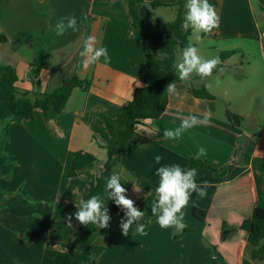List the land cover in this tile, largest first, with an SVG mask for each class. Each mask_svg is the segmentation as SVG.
<instances>
[{"label": "crops", "instance_id": "crops-1", "mask_svg": "<svg viewBox=\"0 0 264 264\" xmlns=\"http://www.w3.org/2000/svg\"><path fill=\"white\" fill-rule=\"evenodd\" d=\"M151 2L165 5L150 10L148 20L152 23L166 26L176 20L179 8L169 6L175 0H145L144 6L149 8ZM182 2L185 9L186 1ZM209 3L219 14V27L211 34H200L199 40L192 34L190 44L205 59L220 58L223 52L237 53L223 63L222 71L205 79H197L195 75L190 81L216 99L195 98L190 87L176 84L179 95L168 94L167 110L160 119L147 120L136 127L134 139L117 158L108 178L119 173L127 197L141 211L148 212L158 185L156 169L171 164L191 168L189 157L196 158L203 148L205 154L199 160L218 170L225 169L226 174L216 177L210 171L197 169V183L208 181L210 186L204 198L193 193L182 210L184 220L190 222L189 232L175 235L173 228L147 227L143 242L129 245L130 255H142L143 250L147 257V250L155 245L165 251L160 257L178 260L192 257L198 247L211 251L210 246L211 263L259 264L251 258L253 248L245 232L230 233L225 241L221 237L223 226L239 228L257 207L264 208V38L260 37V31H264V0H255L256 6L252 0H209ZM67 16L77 19L78 30L68 29L58 35L55 25ZM89 35L97 37L98 46L107 48L109 63L105 64L101 58L87 69L83 67L80 52ZM0 36L6 38L0 42V62L16 70L17 88L21 92L31 96L52 93L74 76L91 82L87 91H74L63 114L46 120L37 109L34 119L13 122L6 135L0 134L6 138L5 156L0 160V184L4 191L0 195L3 208L0 264H33L24 259L29 255L19 248L22 243L19 237L25 232L37 237L41 234L35 264H46L47 258L66 252L65 246L75 243L83 226L73 215L70 228L65 217L77 211L75 203L84 199L104 170L105 147L111 136L102 116L116 119L132 101L135 89L144 86L147 46L133 27L129 0H0ZM256 45L259 55L251 51ZM41 47L45 60L37 74L33 63ZM179 50L182 49L176 51L175 64ZM254 54L258 64L249 61L244 64V55ZM233 71L243 73L238 76ZM138 80L140 87L136 84ZM227 108L241 117L239 125L233 126L228 120ZM207 111L211 112L208 125L198 124L186 130L178 142L163 137V132L179 126L182 118L196 115L202 119ZM148 140L153 144L146 146ZM79 151L93 155L98 164L94 170L68 178L74 153ZM156 155L162 157L159 165L154 159ZM134 184L141 188L139 193L133 191ZM33 202L51 217L47 227L24 223L26 212L31 216L37 212ZM104 206L124 215L108 193ZM195 208L207 212L204 221L193 216ZM198 223L203 226L195 234Z\"/></svg>", "mask_w": 264, "mask_h": 264}, {"label": "trees", "instance_id": "trees-1", "mask_svg": "<svg viewBox=\"0 0 264 264\" xmlns=\"http://www.w3.org/2000/svg\"><path fill=\"white\" fill-rule=\"evenodd\" d=\"M145 0H129V12L132 18L133 27L137 30L140 38L147 46L146 64L147 70L144 76V86L136 88L131 102H129L116 119L102 116L104 124L111 136V141L105 149L107 150V162L104 170L91 184L90 192L84 197L89 199L93 195H99L103 201L106 198V178L117 162V158L127 149L129 143L134 139L135 129L138 125L144 124L147 120H158L166 112L168 106V93L165 91L170 82L175 84L183 83L191 88L195 98L202 100H215L205 88L196 89L192 81L182 82L178 78L175 64L176 51L187 47L191 30H184L182 23L184 19V4L182 0H175L172 5L178 6V16L176 20L166 26L159 22L152 23L148 20L151 9L163 7L159 2H151L149 8L145 7ZM6 38L0 36V42H5ZM194 46V45H193ZM236 51L221 53V63L213 74H216L223 63ZM45 60V50L41 47L38 57L33 66L37 69V74L41 71ZM197 79H201L196 76ZM17 72L13 67L3 66L0 62V134L6 135L9 126L13 122L32 120L35 110L40 109L46 120H52L65 112L67 104L76 89L87 91L91 82L83 80L78 76L67 79L52 93L31 94L21 92L17 88ZM228 120L233 126L239 125L241 117L233 114L229 110L226 112ZM178 142V140H173ZM6 138L0 136V160L4 158ZM148 140L146 146L152 145ZM145 148L141 149L144 151ZM191 168L210 171L216 177H223L225 169L218 170L205 161L195 157H189ZM98 164L97 159L85 152L74 153L71 169L67 173L68 178H76L79 173L94 170ZM62 173V168L59 169ZM0 171V181H1ZM2 190L0 188V195ZM1 208V207H0ZM115 209V206H113ZM193 216L204 221L207 212L199 208L193 210ZM243 231L247 234V242L253 248L251 258L253 261L264 264V208L257 207L252 216L245 220L239 228H227L223 226V241L227 240L230 233ZM189 232L187 228L181 233ZM94 240V226L90 224L82 226L76 236L75 243L65 246L66 252H58L52 258L46 259V264H92V246Z\"/></svg>", "mask_w": 264, "mask_h": 264}, {"label": "clouds", "instance_id": "clouds-1", "mask_svg": "<svg viewBox=\"0 0 264 264\" xmlns=\"http://www.w3.org/2000/svg\"><path fill=\"white\" fill-rule=\"evenodd\" d=\"M185 9L182 28L186 31L190 29L197 40L201 38L200 34H211L214 29L219 27V14L214 5L209 3V0H186ZM68 29L78 30L77 19L74 16L63 17L55 25V31L58 35H63ZM98 44L97 37L93 35L84 39L80 56L83 57L82 63L85 69L99 62L101 58L105 64L110 62L111 57L107 48L98 46ZM220 63L219 57L205 59L199 54L197 47L189 44L183 48L180 61L173 67L178 73L179 80L188 82L193 74L201 79L211 77ZM136 84L138 87L141 86L139 80ZM165 91L169 95H179L174 82H170ZM210 120V111L203 113L202 119L196 115L186 116L182 118L179 126L174 129H166L163 132V137L168 140H178L186 130L198 124L208 125ZM204 154L205 150L200 148L196 158L199 159ZM154 159L159 165L162 157L156 155ZM155 174L159 179L155 188L156 198L151 205V213L156 217L161 228H173L174 234L182 233L187 228L182 210L188 205L193 193L200 198L207 195L209 182L203 181L202 184H198L196 179L198 170L196 168H182L179 164L161 165L156 169ZM133 191L139 193L141 188L134 184ZM106 192L109 199L114 201L115 205L124 212V218L120 220L122 235L127 237L133 225L136 226L135 231L137 233L144 235L146 225L140 221L143 220L145 211H141L135 206V202L127 197V189L123 186L119 173H113L109 178H106ZM75 205L77 211L65 217L68 227H73V215L75 220L85 227L90 224L96 225L98 229L109 227L111 216L99 195H93L87 200L81 199L79 204L75 203Z\"/></svg>", "mask_w": 264, "mask_h": 264}, {"label": "rangeland", "instance_id": "rangeland-1", "mask_svg": "<svg viewBox=\"0 0 264 264\" xmlns=\"http://www.w3.org/2000/svg\"><path fill=\"white\" fill-rule=\"evenodd\" d=\"M183 1H186V0H183ZM252 3L254 6H256L255 0H252ZM184 10L186 11V9ZM258 50H259L258 45H256L251 51L253 53L255 52L258 53L259 55ZM178 54H179L178 55V62H179L181 59L182 50H179ZM244 57H245V59L243 60L244 64H246L248 61L254 65L258 64L255 61V54L252 57L248 55L246 56L244 55ZM239 58H242V55H240ZM258 61H261L260 56H258ZM242 73L243 72H240V71H233V74H237L238 76H241ZM194 77H195V74H193L191 78H194ZM218 104L221 105L222 103H218ZM222 107H223V104H222ZM227 110L229 109L227 108L226 112ZM54 186L55 188H57L58 184H54ZM0 188H1V184H0ZM1 190L3 193L4 191L2 188ZM155 198L152 200V203L155 200ZM103 202H105V200ZM152 203L150 204V207ZM31 204H34L33 209H35L37 212H35L34 216H31L26 212L25 217H24L26 221H24V223H29V225L33 227L35 226L40 227V228H43L44 226L47 227L49 224L48 222L51 219V217L45 214L44 209H42L41 205H39L38 203H31ZM0 207H1L0 208V211H1L3 209L1 204H0ZM109 214L111 216V220L109 223V227L107 229H98V227L94 225V240H93V246L91 249L92 256H93L92 264H216L213 262L211 263L209 261L210 255L208 253H211L212 251L210 246H209V249L211 251H207L203 249L202 247L200 248L198 247V251H196L192 257L184 256L181 259L179 258L178 259L179 261L160 257V254L165 253V251H163V248H160V246H155V245H152L149 248V250H147L148 251L147 257L144 255L143 250L141 251L142 255H138L136 257L131 256L130 255L131 251L129 252V245L136 243V242L137 244L138 242H143L144 240L143 235L137 233L135 231L136 226L133 225L132 230L130 229L128 236L125 237L124 235H122V229L119 228L120 220L124 218V215H122L118 211H114V210L111 211V209L109 211ZM56 220L58 221L59 217H57ZM184 222L187 224V226H189L190 224L189 221L187 222V220H184ZM140 223H143L146 225L145 229L151 226L154 228L155 226L159 225L157 223L156 217L153 216L151 213V208L148 210V212L145 211V216L143 220L140 221ZM198 224H199L197 225L198 227L194 225V227H196L194 228L195 234H197V232L200 231L203 226V224L201 223H198ZM175 235H181V233L175 234ZM26 237H27V240H26ZM40 237H41L40 233H39V237H37L35 234L33 233L31 234L28 232H25L23 236L21 235L19 237L22 240V243L19 248L21 250H24V253L29 255V256H25L24 259L29 260L33 264H35V257L38 255V252H39V243L41 242ZM32 238H33V242H31L30 244V241L32 240ZM36 240H37V243H36ZM125 241L126 243H123ZM207 241H211V238L207 237ZM205 248L207 249L208 246L207 247L205 246Z\"/></svg>", "mask_w": 264, "mask_h": 264}, {"label": "built area", "instance_id": "built-area-1", "mask_svg": "<svg viewBox=\"0 0 264 264\" xmlns=\"http://www.w3.org/2000/svg\"><path fill=\"white\" fill-rule=\"evenodd\" d=\"M260 37H264V31H260Z\"/></svg>", "mask_w": 264, "mask_h": 264}]
</instances>
